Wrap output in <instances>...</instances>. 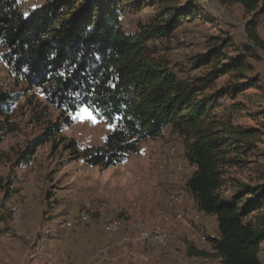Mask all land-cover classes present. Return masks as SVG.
Listing matches in <instances>:
<instances>
[{
  "label": "trees",
  "instance_id": "16d2710c",
  "mask_svg": "<svg viewBox=\"0 0 264 264\" xmlns=\"http://www.w3.org/2000/svg\"><path fill=\"white\" fill-rule=\"evenodd\" d=\"M21 1L0 0V61L22 85L0 91V144L19 128L13 117L16 104L35 89L44 98L35 121L43 122L51 110L58 114L27 143L20 154L23 162L38 146L55 142L71 158L109 168L137 152L142 140L172 127L183 140L182 158L194 167L185 188L202 216L217 219L218 235H207L213 251L223 264H263L264 178L252 182L231 176V191L226 177L241 162L249 148L241 146L256 129L234 125L232 113L220 115L217 109L223 97L258 86V77L244 76L254 71L250 58L259 60L258 49L264 52L258 32L264 0H211L243 8L250 43L230 55L225 49L230 39L218 37L220 43L191 62L194 68H206L198 76L186 73L190 57H185L188 63H173L157 52L155 42L171 49L181 26L198 19L207 25L199 0H46L28 9ZM146 7L152 13L130 31L124 19ZM225 76L238 81L219 83ZM86 105L115 126L103 144L80 148L61 131L71 123V114ZM234 106L238 110L241 104ZM5 156L0 151V161ZM6 186L0 190H10ZM189 253L211 256L195 247Z\"/></svg>",
  "mask_w": 264,
  "mask_h": 264
},
{
  "label": "rangeland",
  "instance_id": "374dc122",
  "mask_svg": "<svg viewBox=\"0 0 264 264\" xmlns=\"http://www.w3.org/2000/svg\"><path fill=\"white\" fill-rule=\"evenodd\" d=\"M45 1L22 0L21 5L28 9ZM199 1L203 14L209 18L207 25L199 23L200 19L184 24L177 30L176 39H172L171 49L165 42H155L157 52L169 55L173 63H188L185 57H190L186 73L191 76L206 72V68H194L191 62L220 43L218 37L230 39L225 48L230 55L243 51L245 43H250L245 30L248 18L240 5ZM151 13L150 7L143 8L140 13L127 15L124 23L130 31H135L136 22L145 21ZM258 32L264 39L263 20ZM259 50L262 58H250L254 71L244 76L258 77V86L235 96L223 97L222 106L217 109L220 115L232 113L234 125L256 129L251 139L241 146L249 147L241 162L227 170L226 177L230 179L227 186L231 191L234 190L230 184L231 176L252 182L264 178V52ZM233 73L239 75L237 71ZM235 80L238 78L225 76L219 83ZM21 86L9 67L0 61V91H14ZM34 92L36 94L32 96ZM43 99L41 91L35 89L16 104L13 117L19 128L6 134L0 144V151L6 153L0 161V185L10 189L0 190L3 202L0 206V264H200L203 259L190 254L189 250L196 246L195 243H200V248L204 244L194 240L185 227L173 228L171 219L166 218H169L165 212L167 190L163 183L166 180L162 181L164 176L158 165L167 159L171 145L177 146L178 158H182L183 152V140L172 127H167L161 136L142 140L137 152L125 162L109 168L91 166L83 159L71 158L62 145L55 148V142L38 146L35 154L23 162L20 154L27 149V143L41 135L46 121L55 119L58 114L51 110L48 118L36 122L34 116L43 106ZM236 103L241 104L238 110L233 109ZM77 112L71 114L72 121L63 127L61 134L75 139L80 148L103 144L115 123L100 114L99 122L95 124L74 119ZM190 172L188 165L184 173L168 174L165 178L183 181ZM182 192L179 194L190 203L187 194ZM15 205L22 212L17 222H13L10 215V207ZM84 208L92 212L91 221L81 227L68 228L69 215ZM182 209L188 214L192 211L184 209L183 204ZM117 217H135L148 229L166 225L171 229L169 246L162 248L134 240L131 231L116 234L105 231V223ZM211 217L214 229L210 228L208 232L212 235L218 224L216 216ZM200 222H205L202 215ZM196 232L209 235L205 227ZM211 257L215 264H221L213 252Z\"/></svg>",
  "mask_w": 264,
  "mask_h": 264
},
{
  "label": "built area",
  "instance_id": "2783aa9c",
  "mask_svg": "<svg viewBox=\"0 0 264 264\" xmlns=\"http://www.w3.org/2000/svg\"><path fill=\"white\" fill-rule=\"evenodd\" d=\"M127 26V25H126ZM188 163L184 158H178L177 146L171 145L168 148V157L158 165L159 171L163 174L164 181L166 176L184 173L187 170ZM189 174V173H188ZM189 176V175H188ZM183 199L182 196L177 194H171L166 203V215H169L171 219V225L173 228H178L180 225L185 224L187 226L198 227L201 221V214L196 209L191 211L190 214L186 213L182 209ZM11 220L17 222L20 220L22 212L19 206L10 207ZM92 219V212L87 209H81L77 213H72L66 220V226L72 228L75 226H84L88 224ZM105 231L111 234L120 233L124 230H129L134 234V240L140 242H147L151 245L166 248L171 241V229L166 225H159L154 228L148 229L142 226L139 219L135 217H117L108 220L104 225ZM192 238L201 241L204 244L202 249L212 253L213 249L209 243L208 236L203 233L194 232ZM210 245V248H209ZM200 264H215L214 259L211 256L203 258Z\"/></svg>",
  "mask_w": 264,
  "mask_h": 264
},
{
  "label": "crops",
  "instance_id": "0c3cea01",
  "mask_svg": "<svg viewBox=\"0 0 264 264\" xmlns=\"http://www.w3.org/2000/svg\"><path fill=\"white\" fill-rule=\"evenodd\" d=\"M190 168H191V172L188 174L189 176L191 175V173L194 171V167H191L190 166ZM188 175H187V177H188ZM166 181L163 183V185H164V188L167 190V194H166V202L168 201L167 199H169L170 198V195L171 194H178V195H180V196H182V199H183V208L184 209H187V210H189V209H191L192 211H195L197 208H196V203H195V201H194V199H193V197L189 194V192L186 190V188H185V180H186V178L183 180V181H181L180 179H178V178H168V179H165ZM185 192L186 194H187V198H188V201H190V203H188L187 201H186V199H184V196H183V194H179L180 192ZM182 192V193H183ZM189 204H191V205H189ZM204 218V223H202V222H200V224H199V226H198V228H204L205 227V229H206V231L208 232L209 231V229L210 228H212V229H214V221H213V219H212V217L211 216H202V219ZM211 222H212V225H210L211 224ZM210 223V224H209ZM181 227H185L186 228V230H187V232H189V234L190 235H192L194 232H196L197 231V227H194V226H187V225H185V224H183V225H181ZM216 228V227H215ZM173 230V229H172ZM209 233V235H211L210 234V232H208ZM189 235V236H190ZM212 235H218V227H217V230H216V232L214 233V234H212ZM194 240H196V239H194ZM197 242H199L198 240H196ZM177 242H178V240H177ZM196 244V248L197 249H202V248H200V243H195ZM209 248H210V245H209ZM213 254H214V256L216 257V259H218L220 262H221V264H223L222 263V261H221V258L220 257H218L217 255H216V253L213 251ZM263 254H264V252H263ZM198 258L200 259V260H202L204 257L203 256H198Z\"/></svg>",
  "mask_w": 264,
  "mask_h": 264
},
{
  "label": "snow or ice",
  "instance_id": "6c2138e0",
  "mask_svg": "<svg viewBox=\"0 0 264 264\" xmlns=\"http://www.w3.org/2000/svg\"><path fill=\"white\" fill-rule=\"evenodd\" d=\"M99 116V112L97 110H94L90 108L89 106H84L76 113V115L73 117L74 119H80L81 121H91L92 123H98L99 120L97 117ZM112 127V125H109Z\"/></svg>",
  "mask_w": 264,
  "mask_h": 264
}]
</instances>
